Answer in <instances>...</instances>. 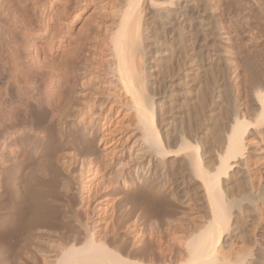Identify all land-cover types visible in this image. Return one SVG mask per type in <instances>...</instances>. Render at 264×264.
Returning a JSON list of instances; mask_svg holds the SVG:
<instances>
[{
    "label": "bare ground",
    "instance_id": "obj_1",
    "mask_svg": "<svg viewBox=\"0 0 264 264\" xmlns=\"http://www.w3.org/2000/svg\"><path fill=\"white\" fill-rule=\"evenodd\" d=\"M0 264H264V0H0Z\"/></svg>",
    "mask_w": 264,
    "mask_h": 264
}]
</instances>
